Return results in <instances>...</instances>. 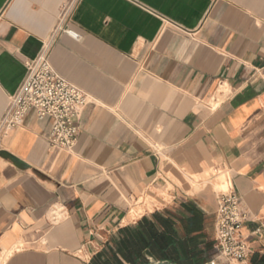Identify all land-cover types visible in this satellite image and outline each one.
<instances>
[{
    "label": "crops",
    "instance_id": "crops-1",
    "mask_svg": "<svg viewBox=\"0 0 264 264\" xmlns=\"http://www.w3.org/2000/svg\"><path fill=\"white\" fill-rule=\"evenodd\" d=\"M68 1L0 0V118L45 47L90 98L72 151L35 110L3 136L0 264H129L120 231L143 218L177 263L224 264L216 167L264 264V0H80L78 38L52 40Z\"/></svg>",
    "mask_w": 264,
    "mask_h": 264
},
{
    "label": "built area",
    "instance_id": "built-area-1",
    "mask_svg": "<svg viewBox=\"0 0 264 264\" xmlns=\"http://www.w3.org/2000/svg\"><path fill=\"white\" fill-rule=\"evenodd\" d=\"M79 2L69 0L63 6L52 40L60 33L78 38L75 32L66 28V24ZM26 68L23 84L10 96L6 111L0 118V147L3 136L20 126L27 114L35 110L40 120H53L47 135L49 143L72 151L80 133L78 116L90 103L88 94L55 72L46 47L35 60L26 63ZM212 176L221 179L223 187L216 192V256L224 264H250L254 255L251 239L260 236V231L251 236L243 234L247 214L242 198L235 190L231 171L216 167L212 170ZM210 264L217 263L214 261Z\"/></svg>",
    "mask_w": 264,
    "mask_h": 264
},
{
    "label": "trees",
    "instance_id": "trees-1",
    "mask_svg": "<svg viewBox=\"0 0 264 264\" xmlns=\"http://www.w3.org/2000/svg\"><path fill=\"white\" fill-rule=\"evenodd\" d=\"M120 234L122 238L118 254L122 255L129 264H138L139 259L143 257L144 252L147 250L160 262L179 264L173 252H167L166 250L164 251L158 248L159 246H163L166 240L163 236L157 235L155 225L147 218H143L138 223L137 228L123 229L120 231Z\"/></svg>",
    "mask_w": 264,
    "mask_h": 264
},
{
    "label": "water",
    "instance_id": "water-1",
    "mask_svg": "<svg viewBox=\"0 0 264 264\" xmlns=\"http://www.w3.org/2000/svg\"><path fill=\"white\" fill-rule=\"evenodd\" d=\"M144 256L148 258L149 260L148 264H174V263H169V262L158 261L149 250L144 252Z\"/></svg>",
    "mask_w": 264,
    "mask_h": 264
},
{
    "label": "rangeland",
    "instance_id": "rangeland-1",
    "mask_svg": "<svg viewBox=\"0 0 264 264\" xmlns=\"http://www.w3.org/2000/svg\"><path fill=\"white\" fill-rule=\"evenodd\" d=\"M223 189L222 187V180L221 179H218V181L216 182V191H219ZM148 203L151 205V204H155V201H153L152 199H148Z\"/></svg>",
    "mask_w": 264,
    "mask_h": 264
}]
</instances>
